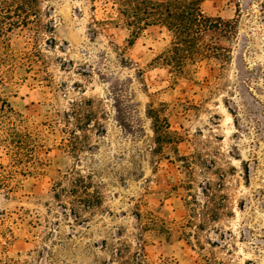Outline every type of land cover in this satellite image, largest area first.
Masks as SVG:
<instances>
[{
  "label": "rangeland",
  "instance_id": "374dc122",
  "mask_svg": "<svg viewBox=\"0 0 264 264\" xmlns=\"http://www.w3.org/2000/svg\"><path fill=\"white\" fill-rule=\"evenodd\" d=\"M39 1L52 29L9 34L0 86V264H264V0H205L234 29L202 45L228 56L178 70L164 30L92 35L103 0ZM78 174L103 200L81 221L54 198Z\"/></svg>",
  "mask_w": 264,
  "mask_h": 264
},
{
  "label": "trees",
  "instance_id": "16d2710c",
  "mask_svg": "<svg viewBox=\"0 0 264 264\" xmlns=\"http://www.w3.org/2000/svg\"><path fill=\"white\" fill-rule=\"evenodd\" d=\"M94 1V0H93ZM205 0H103L104 8L110 6L104 18H93L90 32L96 35L107 27L124 26L131 33V37L137 38L149 28H159L166 31L172 38L171 47L160 57V61L173 69L178 70L190 59H194L203 52L227 58L225 49L219 50L212 45H202V35L207 30H217L220 35H229L234 24L222 20H212L201 11V4ZM92 10H95L94 5ZM33 29L39 31L42 28L52 29L50 24L43 25L41 20V8L39 0H0V86L11 72L15 57L10 49L9 34L15 29ZM231 29V31H230ZM8 101L0 95V118L9 120L14 117ZM156 128L160 135L165 134L166 123H162L159 117H154ZM12 125V123H11ZM19 133L14 132L10 136L14 140ZM61 195L69 198L71 214L76 220H82L80 212L92 213L101 208L102 195L99 185H96L92 177L78 174L70 182L69 188L59 185L55 190L54 198L60 200ZM66 209V205H61ZM212 212L206 207L205 213ZM122 249H117L115 256L119 258L118 264H148L142 255L133 254L122 257ZM208 262H210L208 260ZM216 262V261H214ZM211 264V262H210ZM223 264V263H216Z\"/></svg>",
  "mask_w": 264,
  "mask_h": 264
}]
</instances>
